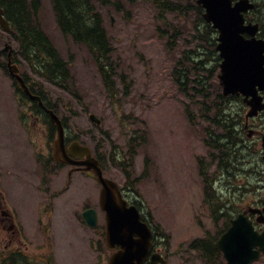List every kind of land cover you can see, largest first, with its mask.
I'll return each instance as SVG.
<instances>
[{
	"label": "rangeland",
	"instance_id": "374dc122",
	"mask_svg": "<svg viewBox=\"0 0 264 264\" xmlns=\"http://www.w3.org/2000/svg\"><path fill=\"white\" fill-rule=\"evenodd\" d=\"M91 1L114 48L112 60L119 73L115 77L116 97L107 94L85 47L60 32L51 0H40L35 23L68 62L72 84L62 89L17 58L19 73L31 77L29 86L35 83L34 89L42 87L56 114L65 121L68 137H77L101 156L104 176L117 182L130 201L140 203L141 212L156 233L158 249L176 255L182 243L196 239L201 226L215 225L210 221L211 207L217 209L229 201L244 206L248 201L249 167L243 143L239 150H243L244 164L236 173L217 172L213 180L218 181L211 193L199 176L197 160L209 162L213 154L204 142L210 141L204 131L221 134L222 126L205 120L198 100L179 91L172 72L185 47L178 40L169 50L166 42L171 32H163L164 24L181 30L179 26H187L186 19L170 13L161 18L153 0ZM186 37L190 39L189 34ZM5 44L12 52L17 48L0 29V50ZM201 78L205 80L204 75ZM15 90L13 80L0 68V195L5 209L15 215L23 242L19 247L9 244L0 233V254L18 249L30 259L11 264H107L110 252L105 247L104 215L98 205L100 186L82 172L72 173L69 179L70 167L48 161L56 134L53 131L50 135L43 116L35 118L31 103L22 106L25 101ZM246 111L240 99H233L222 112L233 124L238 122L237 130L243 136ZM133 132L142 142L133 169L128 170L131 178L126 181L125 171L113 158L123 157ZM215 171L211 165L208 173ZM87 208L98 212L95 228L87 227L81 218ZM219 224L223 226V219ZM170 262L182 264L172 256Z\"/></svg>",
	"mask_w": 264,
	"mask_h": 264
},
{
	"label": "trees",
	"instance_id": "16d2710c",
	"mask_svg": "<svg viewBox=\"0 0 264 264\" xmlns=\"http://www.w3.org/2000/svg\"><path fill=\"white\" fill-rule=\"evenodd\" d=\"M153 2L161 18L163 14L170 13L186 19L187 26H179L181 30H176V25L170 28L171 26L167 24H164L166 28L163 29V32H171L166 42L169 50L174 48L178 40L185 47L172 72L174 82L182 94L190 99L198 100L197 102L202 105V115L205 120L222 126L221 134L204 131L206 137L210 139L204 142L213 154L209 162L203 158L197 160L199 176L207 182L205 188H212V180L217 172L219 174L223 171L236 173L244 164L243 150H239L241 138L238 127L235 123L233 124L229 116L223 117L225 100L218 85L213 83L220 61L216 51L217 32L203 19V9L196 4L195 0H187L186 3L168 0H153ZM254 2L256 9L252 12L253 18H249V21H258L263 24L264 10L261 8L264 6V0H254ZM51 3L61 33L73 43L85 47L96 64L107 94L110 98H115L117 94L115 77L119 76L118 65L112 60L114 48L101 14L91 0H51ZM0 7L5 20L10 25L11 37L17 43V53L25 58L31 71L62 89L71 86L68 62L60 57L49 37L40 25L35 23V17L40 10V0H0ZM186 34H189L190 39L186 37ZM202 75L205 76V80H202ZM41 97L46 107L53 109L54 105L47 100V97L43 95ZM186 113L191 120L188 110ZM207 114L212 116L209 117ZM220 116L222 117L219 121ZM63 124L66 126L64 120ZM138 138L139 135L133 132L128 139V149L123 153V157L113 158L118 168L125 171L126 181L131 178L128 170L133 169L134 158L142 142V137L137 140ZM113 155H115L114 152ZM97 157L101 161L99 154ZM211 165L216 168L212 174L208 173ZM133 204L141 211L140 203L133 200ZM142 218L147 219L144 214ZM12 255L9 254L7 258ZM26 257L21 258V261L27 262ZM11 260L19 261L14 258Z\"/></svg>",
	"mask_w": 264,
	"mask_h": 264
},
{
	"label": "water",
	"instance_id": "95a60500",
	"mask_svg": "<svg viewBox=\"0 0 264 264\" xmlns=\"http://www.w3.org/2000/svg\"><path fill=\"white\" fill-rule=\"evenodd\" d=\"M196 1L204 9V20L218 31L216 49L221 58L218 78L223 94L243 95L245 103L252 109L248 116L257 114L264 108L262 98L257 93V90H264V41L255 38L258 26L245 24L243 16L244 13L253 10L254 5L250 0H238L235 3L232 0ZM0 27L7 32L10 31L1 8ZM244 35L249 38H245ZM17 71L15 65L10 67V74L20 83L23 92L30 100H38L39 105H42L40 98L31 94L24 81L17 75ZM47 113L57 132L54 150L63 159L55 158L66 165L84 167L82 170L91 171L90 176L100 185L99 207L104 213L105 244L109 250H114L108 264H143L151 248L152 232L142 221L138 209L123 198L114 181L103 176L99 161L92 156L89 147L73 142L68 152L66 151L62 121L51 110H47ZM90 118L96 124L100 123L94 115ZM74 157H78L79 160H74ZM81 217L89 228H94L98 223L97 211L92 208L84 210ZM240 219L239 217L232 221V226L217 244V248L224 252L228 264H231L232 254L227 242L232 233L236 231L237 234L247 233L254 236L252 228L241 225ZM256 257L257 253L250 254L246 264ZM151 263L166 264L159 254L151 256Z\"/></svg>",
	"mask_w": 264,
	"mask_h": 264
},
{
	"label": "flooded vegetation",
	"instance_id": "af4514ba",
	"mask_svg": "<svg viewBox=\"0 0 264 264\" xmlns=\"http://www.w3.org/2000/svg\"><path fill=\"white\" fill-rule=\"evenodd\" d=\"M0 58H5L7 62L10 57L7 53H0ZM13 63V61H11ZM6 69L7 63H6ZM22 76V75H21ZM23 77V76H22ZM25 79V78H24ZM27 80V79H25ZM15 91L22 96V106L28 104V100L24 99V93L17 87ZM264 103V90L259 92ZM241 99L240 96H226L223 99ZM226 98V99H225ZM32 105L37 107L39 113L45 111V109L38 104V101L34 100L31 102ZM249 108L247 107V110ZM32 115V114H31ZM35 118L38 120L39 116ZM244 124L241 132L245 133V139H243V149L247 157V187L246 197L248 201L244 206H235L232 201L222 209L218 211H210V221L215 225L212 226H201L198 236L193 241H188L180 245L179 253L171 251L165 252L162 249H158L156 246H152L151 253L160 252L166 259L167 264L170 262V256L174 259H180L182 264H227V260L224 257L222 251L217 249L216 245L221 240L222 236L229 230L232 220L236 219L241 215V225L247 228H252L254 236L250 234H237L233 232L229 242L230 252L232 254L231 264H246L249 261L250 254L258 252L257 258L252 260L248 264H264V109L259 112L256 116L251 118L244 117ZM236 121L235 126H239ZM66 148L69 147V137H65ZM57 155L52 147L50 158L54 161V157ZM87 173V172H86ZM229 207V209L223 210ZM214 214L219 215L216 220L213 219ZM213 215V216H212ZM219 217H224V224L220 226ZM0 233L2 239L6 240L9 244L16 245L19 247L23 243L20 239L21 231L18 229L16 224L15 215L9 210L5 209L4 199L0 195ZM3 252H7L4 250ZM180 257V258H176ZM144 264H151L147 260Z\"/></svg>",
	"mask_w": 264,
	"mask_h": 264
}]
</instances>
